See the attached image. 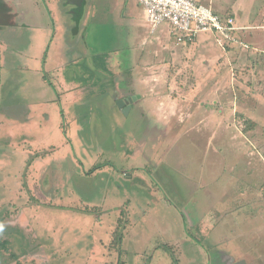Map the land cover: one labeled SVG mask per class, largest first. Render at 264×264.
Returning a JSON list of instances; mask_svg holds the SVG:
<instances>
[{"label": "rangeland", "instance_id": "obj_1", "mask_svg": "<svg viewBox=\"0 0 264 264\" xmlns=\"http://www.w3.org/2000/svg\"><path fill=\"white\" fill-rule=\"evenodd\" d=\"M8 1L24 18L55 25L45 0L41 12L33 0ZM200 1L234 17L242 33L183 43L169 27L147 26L134 43L149 54L139 61L126 47L139 29L134 0L131 9L127 0H89L80 26L58 15L53 64L59 54L84 57L101 80L99 90L92 74L79 84V104H93L83 130L72 111L38 110L32 70L10 71L13 82L0 88V242L11 245L0 264H264V0ZM99 54L114 55L106 66L119 79L116 97L95 74ZM18 79L25 90L12 86ZM137 95L123 115L116 101ZM248 121L257 127L245 133ZM17 219L40 236L25 239Z\"/></svg>", "mask_w": 264, "mask_h": 264}, {"label": "crops", "instance_id": "obj_2", "mask_svg": "<svg viewBox=\"0 0 264 264\" xmlns=\"http://www.w3.org/2000/svg\"><path fill=\"white\" fill-rule=\"evenodd\" d=\"M88 1L89 0H85L81 8H79L78 6L67 4L66 6H70V8L64 9L63 7H61L62 5L59 7V3L57 2H54L52 0H45V5L49 7V10H50L49 11L50 13L49 12L48 13L53 19V22H55V25L51 24L50 26L48 25L45 26L41 21L42 18H38L37 20H31V18H27V19L21 18V16L19 17L18 15V11L15 12V10H18V8H15V6L10 7L8 3H5L3 0H0V17L2 16L1 14L2 12L6 13L12 22L11 24H4L0 22V88L4 86L7 81L11 80L10 71L12 69H17V68L20 70L23 69V70L28 71L29 73L32 70L31 73L37 78V81L40 83L38 85L40 88L39 92H40V95L43 97L38 110L43 112L46 109L48 110L52 108V109H56V112L59 110L62 111V113L65 115H67V112L72 111L76 115V116L73 115V117H75V119L73 120H76V121L78 120L77 123L79 127H81V130L85 128V126L81 122L83 121V119L81 120V116H84V117L90 116L92 118L93 104L91 103L90 100H85V102H83L82 104H79L82 99V96H84V94L81 93L82 90L79 88L82 86L81 85L79 86V84L81 83V81H88L89 76L91 74L93 75V71L86 64L87 59H85L84 57L82 58L75 57L74 61H64L62 60L61 55L59 54L55 62V65L53 64V61H54V52L55 51L57 52L58 46L61 45L60 35L62 32V28L60 26L59 20L64 17L66 19L67 28L69 25H72L73 23L76 26H80L82 20H84L85 19L84 17H86L84 15H86L85 13L87 11ZM241 1L244 2V0H241ZM253 1H255L256 3L257 1L259 2L260 0H253ZM7 5L12 9V14L9 13L11 10L9 9ZM135 6L139 14H137V16L133 18L132 23L134 27L136 26L139 29L138 30L136 29L137 33L136 35H133L134 39L131 40L132 42L130 43V46H126V47L131 52L130 54L131 58H134V60L138 59L139 61V59H143V58L146 59L149 56V54L148 53L146 54L143 51H142L143 53L140 54L139 51H137L139 50L140 47L143 46V43H141V40L135 45L134 43L139 38L141 39L140 30L145 29V28L147 30V25L144 20V13H143L142 8L138 5L137 2ZM127 7H130L128 0L126 3V8ZM131 8L132 7H130V9ZM40 10L41 9H37L36 12H41ZM128 11L129 9H127V13L129 14ZM133 11L135 12V10ZM19 12L22 14L21 11ZM59 14L61 15V18L60 16L58 17ZM15 16H18V17L16 18ZM69 17H71V19ZM19 18H21L20 22H18L16 25V22L17 20H19ZM68 19H70L72 23H70ZM125 21L127 20L125 19ZM63 25H64V22H63ZM239 25L240 24H238V26ZM148 29L150 30L149 27ZM50 33L51 35L55 34V37H53V42H51V45H49V41H46L45 39L46 35L48 36L47 38H50ZM62 39H63V35H62ZM17 40H18V43H17ZM32 44H34L33 49L36 51V53H32V56H30L29 48ZM24 47L28 48V52L24 50ZM138 54H140L139 58H137ZM108 55L110 54H105V55L99 54L97 58L98 61L95 66V69H97L95 74L98 73V69H99L105 75L107 84H110L111 89L112 88L115 89L116 93L114 96H116V95H119V91H118L119 79L118 78L115 79L113 73H112L113 76L107 75L108 70H111V69L110 67L106 66V63H108V60L111 61V57L114 56V55H111L110 57L106 58V56ZM73 65H76L77 66L76 68H78V70L76 71L77 74L75 73L72 75L69 71L70 70L69 66L72 67ZM60 72H61V76H59ZM69 73H70V76L68 75ZM50 74L55 75L56 79L59 78L56 84L49 82L48 77H50ZM83 76L84 78L82 79ZM93 80L94 82L90 83V85L96 83V89L99 90L101 88V86L99 85V82L101 80H99L98 78L94 79V75H93ZM17 81L18 83H15V85H12V86L13 87L19 86V88L21 89L20 91L25 90L27 86L24 87V85L21 84V81L19 79ZM11 82L13 81L11 80ZM82 85L85 87L90 86V85H85L84 82H82ZM28 86H31V85H28ZM58 87L60 88V91L57 90L59 89ZM56 96H58L59 99L58 98L56 99ZM68 98H73L75 100L69 103ZM107 104L109 106L110 101ZM113 106H116V103ZM63 119H66V117L65 118L63 117ZM73 120L71 119V121ZM91 126L92 125H90V127ZM39 131L43 133V131H47V130H44L43 128H41V125H40ZM73 135L75 136L76 132H74ZM49 137H51V135ZM72 143L73 142H71L70 146H72ZM42 162L45 164L47 163V161H42ZM38 166L39 164L34 165L33 169L37 168ZM82 182L90 183L89 179L84 180ZM70 190H73L74 192H76L74 189H70ZM17 221L20 222V224L15 223L14 228L15 226H17L18 229L22 230V232L24 233L25 239L30 240V238L40 236V234L32 235V234H29L28 231H25L24 226H27L29 227V229H32L30 227L31 222L28 219H24V220L17 219ZM58 227L59 226L57 225L56 228ZM18 229H16V232L20 231ZM13 236L14 235H12L11 237Z\"/></svg>", "mask_w": 264, "mask_h": 264}, {"label": "built area", "instance_id": "obj_3", "mask_svg": "<svg viewBox=\"0 0 264 264\" xmlns=\"http://www.w3.org/2000/svg\"><path fill=\"white\" fill-rule=\"evenodd\" d=\"M135 1L142 8L144 20L151 33L162 27H169L173 37L179 42L194 43L204 34L229 37L228 35H237L239 31L234 19L222 17L200 0Z\"/></svg>", "mask_w": 264, "mask_h": 264}, {"label": "flooded vegetation", "instance_id": "obj_4", "mask_svg": "<svg viewBox=\"0 0 264 264\" xmlns=\"http://www.w3.org/2000/svg\"><path fill=\"white\" fill-rule=\"evenodd\" d=\"M5 3H8L9 5H10V7H14V5H12L11 3H9V1L8 0H3ZM44 1V0H43ZM61 1H63L64 3L62 4V6L63 5H67V3H66V1L65 0H61ZM45 2V1H44ZM36 5V7H31V9H32V11H34V12H36L37 11V4H38V6L40 5V3L38 2V0L36 1V0H33V5ZM8 6V5H7ZM41 6H43V4L41 5ZM9 7V6H8ZM9 7V9L11 10L9 13H11L12 14V9ZM18 10H15V12H17ZM47 11L49 12L50 10H49V7H47ZM50 13V12H49ZM2 14V16L0 17V22H2V23H4V24H11L12 22H11V20L9 19V17H8V15L6 14V13H1ZM18 15H19V17L21 16V18H24V16L18 11ZM16 18L18 17V16H15ZM21 18H19V20H17V22H16V25H17V23L18 22H20V19ZM53 33H54V31H53ZM48 36L46 35V41H49V45H51V42H53V37H55V34H53V35H51V33H50V38H47ZM114 88H112L111 89V91L113 90ZM114 91H115V89H114ZM115 93H116V91H115ZM117 96V95H116ZM115 96V97H116ZM141 98V96H139V95H137V96H129V97H127V98H123V99H118L116 102H117V105H118V107L121 109V112L123 113V115L125 114L124 113V111H125V109L126 108H130V110L131 109H133V106H134V102H136V101H138V99H140ZM136 99V101H134V102H132L130 105H126L125 107H124V109L123 108H121L120 107V105H119V102L120 101H125V100H127V99ZM116 105V106H117ZM85 180H87V179H85ZM83 181H84V179H83ZM79 199H80V197H79V195L77 196ZM87 203V202H86ZM88 204V203H87Z\"/></svg>", "mask_w": 264, "mask_h": 264}, {"label": "trees", "instance_id": "obj_5", "mask_svg": "<svg viewBox=\"0 0 264 264\" xmlns=\"http://www.w3.org/2000/svg\"><path fill=\"white\" fill-rule=\"evenodd\" d=\"M216 13H218V12L216 11ZM224 18H232L235 21V18L232 17V16H230V17L224 16ZM235 25L237 27L236 21H235ZM242 31H243V29H240L239 28V31L237 32V35H238V33H242ZM228 48H229V46H228ZM255 127H257V124L256 123H254L253 121H248L247 122V125H246V129H245L244 132L247 133V132L253 130ZM124 219H125V216H123V217L120 218L119 226H118V228H117V230L115 232V246L116 247H120L122 245V243H123L124 236H123L122 228L126 224V223L124 224V222H125ZM9 245H11V243L9 241H7V240L2 241V242H0V249H4V250H7L8 251L7 246H9Z\"/></svg>", "mask_w": 264, "mask_h": 264}, {"label": "water", "instance_id": "obj_6", "mask_svg": "<svg viewBox=\"0 0 264 264\" xmlns=\"http://www.w3.org/2000/svg\"><path fill=\"white\" fill-rule=\"evenodd\" d=\"M67 4L69 5H74V6H78L79 8H81L84 4L85 0H65ZM136 101V99H127L125 101H120L119 105L121 108H124L126 105H130L132 102ZM130 110V108H126L124 113L127 114L128 111Z\"/></svg>", "mask_w": 264, "mask_h": 264}]
</instances>
